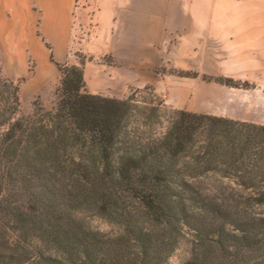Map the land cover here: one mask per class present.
<instances>
[{"label":"trees","instance_id":"16d2710c","mask_svg":"<svg viewBox=\"0 0 264 264\" xmlns=\"http://www.w3.org/2000/svg\"><path fill=\"white\" fill-rule=\"evenodd\" d=\"M57 67L55 107L22 116L0 75V264H165L182 242V264H264V124L148 86L94 95L82 63Z\"/></svg>","mask_w":264,"mask_h":264},{"label":"rangeland","instance_id":"374dc122","mask_svg":"<svg viewBox=\"0 0 264 264\" xmlns=\"http://www.w3.org/2000/svg\"><path fill=\"white\" fill-rule=\"evenodd\" d=\"M80 5V2L75 3L71 33L61 50L42 36L43 14L36 7L27 9L24 15L19 16L0 6V75L18 84V116L30 113L34 105H42L46 109L55 107V91L60 86L61 78L57 64L82 63L83 68L89 65L92 58L89 50L95 44L92 37L94 11L87 10L80 14ZM15 16L21 24L31 22L30 28L21 29L23 25L13 21ZM135 51L131 38L130 57L135 55ZM223 58L215 42L178 39L175 35L157 43L156 66L149 69L144 61L134 62L120 70L123 71L121 78L127 79L126 83L115 82L109 75L97 83V88L112 98L121 99L133 89L148 86L155 89L156 95L168 108L264 124V90L231 88L214 81L221 76L225 83H231L228 79L243 81L221 71ZM100 61L113 67L119 64L111 54L104 55ZM86 79L87 75L85 83L89 91ZM141 96L148 97L146 94ZM156 101L154 99V103ZM162 115L163 118L167 115L166 110ZM85 219L92 228L107 232L114 230V226L100 217L86 215ZM186 245L185 242L178 245L165 264H182L187 257Z\"/></svg>","mask_w":264,"mask_h":264},{"label":"crops","instance_id":"0c3cea01","mask_svg":"<svg viewBox=\"0 0 264 264\" xmlns=\"http://www.w3.org/2000/svg\"><path fill=\"white\" fill-rule=\"evenodd\" d=\"M79 2L80 14L94 11L95 44L83 73L94 95L112 98L97 83L109 75L126 83L120 70L129 64L144 61L149 69L156 66L157 43L175 35L215 42L224 56V74L253 84V90H264V0H0V6L19 16L36 7L43 14L42 36L61 50ZM13 21L23 25L21 29L30 28L31 22L21 24L17 16ZM131 38L136 51L130 57ZM108 54L118 61L116 67L100 61Z\"/></svg>","mask_w":264,"mask_h":264}]
</instances>
